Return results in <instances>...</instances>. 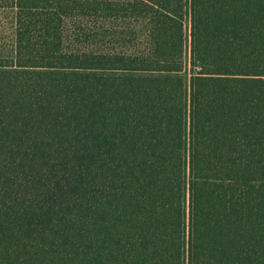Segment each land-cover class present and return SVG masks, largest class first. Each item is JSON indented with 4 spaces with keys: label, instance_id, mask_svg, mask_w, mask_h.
Instances as JSON below:
<instances>
[{
    "label": "trees",
    "instance_id": "16d2710c",
    "mask_svg": "<svg viewBox=\"0 0 264 264\" xmlns=\"http://www.w3.org/2000/svg\"><path fill=\"white\" fill-rule=\"evenodd\" d=\"M0 264H264V0H0Z\"/></svg>",
    "mask_w": 264,
    "mask_h": 264
},
{
    "label": "rangeland",
    "instance_id": "374dc122",
    "mask_svg": "<svg viewBox=\"0 0 264 264\" xmlns=\"http://www.w3.org/2000/svg\"><path fill=\"white\" fill-rule=\"evenodd\" d=\"M15 10L9 7L0 8V54H14Z\"/></svg>",
    "mask_w": 264,
    "mask_h": 264
}]
</instances>
